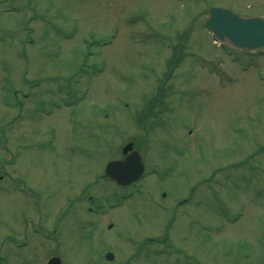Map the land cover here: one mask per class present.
Masks as SVG:
<instances>
[{
    "label": "rangeland",
    "instance_id": "1",
    "mask_svg": "<svg viewBox=\"0 0 264 264\" xmlns=\"http://www.w3.org/2000/svg\"><path fill=\"white\" fill-rule=\"evenodd\" d=\"M213 6L264 14V0H0V264H264V53L216 42ZM131 139L150 174L122 187L104 169Z\"/></svg>",
    "mask_w": 264,
    "mask_h": 264
},
{
    "label": "water",
    "instance_id": "2",
    "mask_svg": "<svg viewBox=\"0 0 264 264\" xmlns=\"http://www.w3.org/2000/svg\"><path fill=\"white\" fill-rule=\"evenodd\" d=\"M206 24L218 39L247 53L264 48V15L214 6L207 13ZM123 153V158L107 163L105 173L117 183L128 185L143 175L145 165L141 152L133 147V142L123 147ZM108 256L113 255L109 253ZM47 264H62V261L54 256Z\"/></svg>",
    "mask_w": 264,
    "mask_h": 264
}]
</instances>
